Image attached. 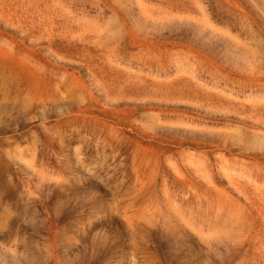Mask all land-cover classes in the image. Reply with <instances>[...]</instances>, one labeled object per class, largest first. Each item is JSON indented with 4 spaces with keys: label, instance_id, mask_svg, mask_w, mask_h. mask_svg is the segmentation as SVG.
<instances>
[{
    "label": "rangeland",
    "instance_id": "rangeland-1",
    "mask_svg": "<svg viewBox=\"0 0 264 264\" xmlns=\"http://www.w3.org/2000/svg\"><path fill=\"white\" fill-rule=\"evenodd\" d=\"M0 264H264V0H0Z\"/></svg>",
    "mask_w": 264,
    "mask_h": 264
}]
</instances>
